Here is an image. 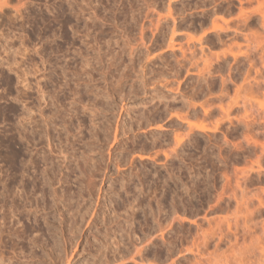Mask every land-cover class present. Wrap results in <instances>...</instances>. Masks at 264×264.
Instances as JSON below:
<instances>
[{"label":"rangeland","instance_id":"1","mask_svg":"<svg viewBox=\"0 0 264 264\" xmlns=\"http://www.w3.org/2000/svg\"><path fill=\"white\" fill-rule=\"evenodd\" d=\"M262 13L264 0L1 6L0 254L14 264L30 252L33 264H256ZM26 196L51 233L22 208Z\"/></svg>","mask_w":264,"mask_h":264},{"label":"bare ground","instance_id":"2","mask_svg":"<svg viewBox=\"0 0 264 264\" xmlns=\"http://www.w3.org/2000/svg\"><path fill=\"white\" fill-rule=\"evenodd\" d=\"M9 4V0H0V7L1 6H4V5H8ZM260 6V5H259ZM259 10V9H258ZM243 11H241V14H244V12L242 13ZM261 15V17H262V21H263V23H264V14L262 13V14H260ZM264 25V24H263ZM215 27V26H214ZM213 27V29H215ZM218 28L220 29V27L218 26ZM42 97H43V95H42ZM41 97V98H42ZM33 107V106H32ZM28 108V107H27ZM43 110V109H42ZM29 111L30 112H32V108L30 107L29 108ZM39 114H40V118H41V116H43V114H41V110H40V108H39ZM43 113V112H42ZM45 118H46V116H44ZM43 117V118H44ZM52 117V116H51ZM42 119V118H41ZM34 121V120H33ZM42 121H43V119H42ZM44 121L46 122V120L44 119ZM63 122V121H62ZM66 122V121H65ZM64 122V123H65ZM47 123H49V122H46V124ZM189 123V122H188ZM37 124V123H36ZM46 124H45V126H46ZM193 124V123H192ZM44 125V124H43ZM188 125H190V124H188ZM197 125V124H196ZM201 125V124H200ZM198 126L197 125V129H200V131H202V129H203V126L201 127V126ZM193 126V125H192ZM191 126V127H192ZM195 126V125H194ZM196 127V126H195ZM206 127H204V129H205ZM208 128V127H207ZM203 129V130H204ZM207 130V129H206ZM46 132H48L47 130L45 131V135H47L46 134ZM18 133V132H17ZM20 133V132H19ZM21 134V133H20ZM20 134H19V136H20ZM49 134V133H48ZM44 135V134H43ZM42 135V136H43ZM44 135V136H45ZM48 137V136H47ZM52 137V136H51ZM22 138V137H21ZM18 139V138H17ZM48 139V138H47ZM68 138H66V140H67ZM179 138H177V140H178ZM180 140V139H179ZM179 140H178V142H179ZM251 140V139H250ZM181 141V140H180ZM253 141V140H252ZM59 142V141H58ZM253 142H255V143H257L256 141H253ZM48 143V142H47ZM180 143V142H179ZM35 144V143H34ZM50 143H48L47 145H49ZM51 146V145H50ZM53 149V148H52ZM61 153H62V151H61ZM63 156H65V154L63 155ZM62 158H64V157H62ZM61 158V159H62ZM89 158V157H88ZM87 158V159H88ZM87 159H85V160H87ZM91 159V158H90ZM45 160V159H44ZM89 160V159H88ZM48 162H50V161H48ZM62 162V161H61ZM71 162V161H70ZM56 163H58V162H56ZM85 163V162H84ZM257 163H258V168L260 167L259 166V160H257ZM62 164V163H61ZM92 164V163H91ZM50 165L52 166V162H51V164H49L47 167H48V169L47 168H45L44 170L45 171H47V176H48V174H49V168H51L52 169V167H54V166H52V167H50ZM54 165V164H53ZM58 165V164H57ZM95 165V164H94ZM67 165H65V167H66ZM70 166V165H69ZM60 167V166H59ZM88 167V166H87ZM90 167V166H89ZM93 167V166H92ZM68 168V167H67ZM264 170V169H263ZM51 172H52V170H51ZM50 172V173H51ZM58 172V171H57ZM91 172V171H90ZM46 173V172H45ZM62 173H64V172H62ZM60 174V173H59ZM91 174V173H90ZM45 175V174H44ZM43 175V176H44ZM46 175H45V183H47V184H49L48 183V180H49V176H48V178L46 177ZM53 176V175H52ZM65 177H67V176H65ZM43 179V180H44ZM48 179V180H47ZM55 179H57V178H55ZM63 179V178H62ZM59 180H61V176L58 178V182H59ZM51 181V180H50ZM53 181V180H52ZM57 181V180H56ZM66 181V180H65ZM90 188V187H89ZM56 192V191H55ZM89 192V191H88ZM28 195V194H27ZM27 197V196H26ZM35 197V196H34ZM32 199H34L33 197H32ZM83 201H85V200H83ZM78 203V202H77ZM96 203V202H95ZM23 204V203H22ZM79 204V203H78ZM88 205H87V202H85L84 204H82L81 205V207H78L79 208V211L77 212V214H78V217H79V213H81L82 211H85V210H83L85 207H86V211H87V207ZM259 206L260 207H262V206H264V202H261L260 200H259ZM90 207V206H89ZM22 208H24L25 209V211L29 214V216H33L32 217V219H33V221L35 222V224L37 223V224H39V221H40V219L42 218L43 220H41L44 224L43 225H45L46 227L45 228H47V229H44V230H48L50 233H51V231L49 230L50 228H49V226H48V223L49 222H47V218L45 217V212L44 213H41V214H37V213H39L38 212V208H39V202L38 201H36L35 203H33V201L31 200V199H29V197H27L26 198V202H25V204H23L22 205ZM41 208V207H40ZM76 208V207H75ZM77 208V209H78ZM19 209V208H18ZM21 209V208H20ZM23 209V210H24ZM42 209H43V207H42ZM89 209V208H88ZM91 209V208H90ZM90 212V211H89ZM96 212V210L95 211H93V209L91 210V212H90V215H94V213ZM63 216V214H62V211L61 212H59V215L58 216ZM70 216H76V214H72V215H70ZM41 217V218H40ZM40 218V219H39ZM63 218H64V216H63ZM20 219V218H19ZM28 219L30 220L31 218L30 217H28ZM82 219V218H81ZM31 221V220H30ZM40 221V222H41ZM71 221H72V219H71ZM18 223V222H17ZM34 223H33V225H35ZM42 224V223H41ZM40 224V225H41ZM76 225V224H75ZM44 227V226H43ZM42 227V228H43ZM41 228V227H40ZM72 228H73V224L71 223L70 225H69V227H68V229H70L71 230V232H73L72 231ZM75 228V227H74ZM73 228V229H74ZM52 229V228H51ZM42 230V229H41ZM47 231V232H48ZM23 232V231H22ZM54 232V231H53ZM75 232V231H74ZM13 233H16V231L15 232H12V234ZM49 233V234H50ZM17 234V233H16ZM15 234V235H16ZM53 234V233H52ZM21 236H23V234L21 235ZM51 236V235H50ZM53 237V236H52ZM54 239H56V241H57V238H54ZM237 238L235 237V240H236ZM52 242L53 243H55L54 242V240H53V238H52ZM74 242V241H73ZM31 243L34 245V246H38V247H40V248H42V249H46V248H44V246L46 247V244L45 243H43L41 240H39L38 238H35V237H33L32 239H31ZM53 243H52V245H53ZM77 243V242H76ZM45 244V245H44ZM75 244V243H74ZM32 245V246H33ZM55 245V244H54ZM255 245V244H254ZM254 245H252V249L250 248H248L249 250L245 253V254H247L248 253V255L250 256L251 255V253H249V252H252V254H255L254 252ZM53 247V246H52ZM52 249V248H51ZM247 249V248H246ZM22 251V250H21ZM244 252H245V249L243 250ZM243 251H242V253H243ZM240 252V251H239ZM43 253V252H42ZM45 253V252H44ZM2 254V253H1ZM0 254V264H14L12 261H11V259L10 258H6L5 256H3V255H1ZM21 254V253H20ZM259 254H260V259H258V262L256 263V264H264V247L263 248H260V251H259ZM17 255V254H16ZM43 255L44 254H42V257H43ZM243 255H244V253H243ZM45 256V255H44ZM17 257H19V256H17ZM33 258H34V256L32 255V252H30V254H27V253H24V254H22V256H21V259H23L22 261V263H25V264H31L30 262H32V264H33ZM41 258V257H40ZM19 259V258H18ZM43 259V258H42ZM51 259V258H50ZM52 260H50V262H51ZM237 261V260H236ZM44 262V261H43ZM239 262V263H238ZM238 264H244V261L242 260V259H240V260H238ZM247 263V262H246ZM44 264H47V263H44ZM49 264V263H48ZM105 264H107V263H105ZM146 264V263H145ZM249 264H252V262H250ZM254 264V263H253Z\"/></svg>","mask_w":264,"mask_h":264}]
</instances>
